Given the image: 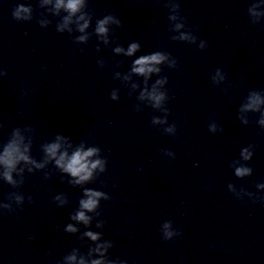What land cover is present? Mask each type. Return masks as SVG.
I'll return each mask as SVG.
<instances>
[{
	"label": "clouds",
	"instance_id": "9594fccd",
	"mask_svg": "<svg viewBox=\"0 0 264 264\" xmlns=\"http://www.w3.org/2000/svg\"><path fill=\"white\" fill-rule=\"evenodd\" d=\"M45 3H52V0H45ZM176 6L180 7V5ZM54 7L57 10L58 17H60V20H62V22H58L56 24V31L58 33H63L65 30H67V33L71 36L74 32L85 33V30L90 28L93 16L90 11L86 10L88 9V4L85 3V0H55ZM61 9H63L64 13L62 16L59 12ZM32 11L33 8L31 6H25V4L21 3L14 9L13 17L17 21L31 20L32 17L27 14L31 13ZM171 18L175 19V17ZM110 23L116 24L118 28L123 26L121 19L115 15L109 14L104 16L102 19L96 20L93 32L75 36L73 42L88 41L92 35H95L97 37L103 38L104 43L107 44V35L109 32L107 25ZM176 27L179 29L183 27V25L177 24ZM179 39L191 42L195 41V37H193L191 33L188 32L181 33ZM203 47L204 42L201 43V48ZM139 48L140 44L134 42L128 46L126 52L122 47H116L115 52L123 53L126 57H132ZM81 51H83V49H81ZM97 51H99V48H97ZM166 58L167 55L165 53L156 51L147 55H142L132 62L131 72L144 78V87L143 91L140 93V99H144L147 95L148 99L153 102V107H158L161 102L165 100V94L158 92L156 85L166 83L168 80L167 77L157 79L156 84L152 85L151 91H149V76L151 74L160 75L161 68L157 67V65L162 64ZM97 63L100 68L103 67V61H98ZM117 75H119V73H117ZM124 78L129 79L128 76H125ZM136 86L137 85L135 84L133 85V87ZM111 99L117 100V96L114 91L111 93ZM249 99L250 102L245 105L244 109L242 110L251 109L253 111L259 112V124L262 126L260 128L264 129V111H261L259 108V105L264 103V101L261 100L260 94L255 91L250 95ZM152 122L155 123L157 121L155 118H153ZM244 123L248 124V121H244ZM168 131H173V129L169 128ZM209 131L215 132V126H210ZM220 131H223V129H220ZM67 140L68 137L57 134L55 136L54 142L43 143L40 149L43 155L41 160L38 161L31 155L33 141L29 140L27 143H25L24 137L20 135V128L17 127L13 129L7 142L0 144V179L15 189L18 187V183L17 180L14 179L13 173L19 175L20 173H23L25 169H27L29 173H33L34 169L43 170L48 165L52 164L54 168L58 169L62 174H67L68 176L74 178L68 181L69 184H72L73 186H81L83 189V195L79 200V206L72 214H70L69 218L70 220L82 223L85 228H88L93 217L86 213H92L98 209L100 206L101 197H103L106 201L110 200L111 197L106 196L103 191L85 187V183L89 182L93 178L94 170L97 168H99L101 172L105 171V164L107 163V160H102L100 158H96L95 160L92 159L94 156L98 157V154L101 151L99 147H89L87 150H85L83 144H81L74 151H72L71 154H69L67 149L61 151V141ZM67 147L71 148L72 146L71 144H68ZM253 147V145H249L248 147H245L241 150L240 156L245 161H250L252 159ZM252 173L253 169L247 166H241L235 169V175L237 177H249L252 175ZM50 177V172H45L44 178L49 179ZM231 186L232 185H229V187ZM256 186L262 187L264 184H257ZM13 194L14 193H11L9 196H12ZM15 199L18 204H23L25 197L23 194H19L15 195ZM27 199L29 203L34 202L31 196H28ZM54 200L59 201L58 206L61 208L68 204L67 198L63 195L55 196ZM260 201L264 202V199ZM3 207L10 208V205L4 204ZM106 223V221L101 220L95 225V227L104 229ZM170 223L171 222L165 223L164 228L169 229ZM77 231L78 229L74 227L72 223H68L64 228L65 233H76ZM179 234L180 233L178 231L173 232L168 230L164 232L162 237L165 241H168L172 240ZM83 235L88 237L90 242H96L101 239L103 233L87 230L83 233ZM114 246L115 245L111 240H104L103 243H90L87 245V260L82 255L78 264H127L126 261H122L119 258L115 260L109 259V250ZM73 251L75 252L76 250L74 249ZM93 254H98L99 258L93 259ZM64 259L70 262H75L77 257L75 254H73L65 256Z\"/></svg>",
	"mask_w": 264,
	"mask_h": 264
}]
</instances>
